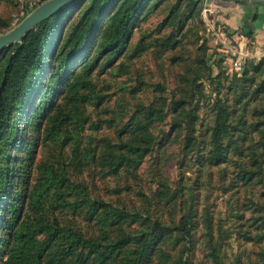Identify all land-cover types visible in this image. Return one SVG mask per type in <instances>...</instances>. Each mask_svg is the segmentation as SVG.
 Instances as JSON below:
<instances>
[{
  "label": "rangeland",
  "instance_id": "rangeland-1",
  "mask_svg": "<svg viewBox=\"0 0 264 264\" xmlns=\"http://www.w3.org/2000/svg\"><path fill=\"white\" fill-rule=\"evenodd\" d=\"M45 1L0 0V35L16 27ZM231 2L168 0L156 9L147 6L140 13L130 44L120 57L112 63L103 59L89 75L84 64L73 69L70 78H76V85L62 87L54 97V106L39 132H34L37 123L21 122L19 137L25 148L6 146L11 157L3 159L2 164L13 168L12 190L16 192L17 202H24L25 206L22 219L33 221L46 216L86 237L101 239L108 233L114 238V227L90 220L86 205L76 210L72 202L91 198L138 212L144 218H160L168 224L179 223L193 203L196 245L189 264H214L205 225L207 214L213 218L214 243L221 244L220 254L226 264H262L258 254L264 250V241H256L259 231L253 225L256 214L252 202H264V184L245 183L239 177L240 158L233 150L228 161L219 166L205 161L212 147L215 98L220 96L233 106L236 97L228 90L233 75H241L249 62L264 58L263 45L257 51L250 41L242 45L235 39L238 14L241 13V19L252 15L235 10ZM82 14L83 11L75 13L69 20L65 41ZM169 37L176 43L165 48L161 44ZM140 42L145 49L136 53ZM236 42L250 55L240 59L241 63L228 48ZM263 77L258 76V82ZM217 88L220 94L214 92ZM183 102L179 110L185 112L181 111L178 118L175 108ZM142 106L164 110V120L155 121L152 128L156 143L140 167L114 172L103 161L104 148L129 137L120 131L128 128L134 115L143 114L138 113ZM262 106L263 97L251 103L247 110L249 122L261 119L254 118L252 111ZM188 111L198 116L192 133L186 127ZM57 116L63 121L61 128L53 124ZM179 122L181 127L174 128ZM192 134L195 140L190 143ZM29 138L36 140L35 144ZM259 139L254 134L248 144ZM89 151L96 153L95 160L88 156ZM242 160L250 163L252 155L246 152ZM49 169L55 185L43 197H37L35 190ZM162 183L168 186L170 197H177L173 200L163 197ZM24 190L30 195L22 198ZM125 227L127 232H140L148 228V222ZM2 232L6 236L1 239ZM8 232L0 228V264H8V256H2L3 239ZM172 236L163 245L167 257L143 264H171L180 255L182 246L176 241L177 234ZM47 237L41 235L39 239L44 241ZM57 248L59 252H49L47 264H77L78 258L69 257L64 241ZM57 253L64 257L62 263L51 262Z\"/></svg>",
  "mask_w": 264,
  "mask_h": 264
},
{
  "label": "trees",
  "instance_id": "trees-1",
  "mask_svg": "<svg viewBox=\"0 0 264 264\" xmlns=\"http://www.w3.org/2000/svg\"><path fill=\"white\" fill-rule=\"evenodd\" d=\"M168 0H84L64 8L51 18L33 28L21 43H16L0 51V228L8 230L7 238L3 239L2 256H8V264H47L46 258L50 251L59 252V242L66 244L67 253L71 258H78L77 264H143L151 263L157 257H167L164 243L172 235L177 234L176 241L181 246L180 255L171 264H189L190 256L196 245L195 230L197 227L194 204L188 206L177 224L164 223L160 218H144L140 213H133L110 203L86 198L72 202L78 210L87 207V217L115 228L114 238L108 233L104 238L86 237L80 231L61 224L57 219L49 220L46 216L33 218V221L22 219L23 203L17 202L16 192L12 190L13 168L2 164L3 159L11 157L6 146H23L20 142V124L29 121V125L38 124L34 132H39L49 110L54 106V97L59 95L62 87L72 88L76 78L71 73L78 65L84 64L86 73L91 74L103 59L112 63L120 57L130 44L135 23L147 6L159 8ZM196 2L198 0H186ZM239 2H243L237 0ZM83 11L78 23L71 30L65 41V32L70 19L75 13ZM257 18L254 13L252 20ZM249 25V24H248ZM250 26V25H249ZM249 37L253 31L246 32ZM176 41L171 37L162 42L169 48ZM141 42L136 53L144 51ZM264 75V58L259 62L251 61L241 75L234 74L228 86L229 93L235 94V104L227 103L222 97L216 99L215 125L211 128V149L205 161L210 165L219 166L228 161L232 150L240 158L241 172L239 177L245 183L264 184V107H256L252 111L254 118L248 121L247 110L251 103L259 97L264 98V77L258 82V76ZM199 79L198 77L195 79ZM45 87L42 89V84ZM219 88L214 92L220 94ZM185 102L176 106V117L180 118L179 110ZM140 117H134L127 124L128 128L120 131L129 137L120 144L105 146L103 161L114 172L125 167L138 168L153 150L156 136L152 128L155 121L164 120V110L159 107H140ZM187 128L192 133L198 116L188 111ZM49 118H47L48 120ZM52 121V118H50ZM182 122V121H181ZM181 122L174 124L179 129ZM55 127L61 128L63 121L54 118ZM254 134L260 139L248 144ZM31 139V138H29ZM31 142L36 140L31 139ZM195 140L194 134L188 142ZM27 142L24 143L26 145ZM190 145V144H188ZM24 147V146H23ZM25 148V147H24ZM33 149H31V152ZM252 155L250 163L242 160L245 153ZM89 157L96 159V153L90 152ZM40 187L35 190L37 197H43L54 187L52 170ZM163 197H170L168 186L162 183ZM73 190V189H72ZM34 194V192H33ZM31 195V201L34 195ZM26 193L22 194V198ZM177 196L170 197L173 200ZM256 214L254 224L259 231L257 243L264 241V202H252ZM20 220V221H19ZM14 222V223H13ZM148 222V228L140 232L130 233L125 225ZM205 225L211 243L210 256L214 264H226L220 254V243H214V223L210 214L206 215ZM249 233V232H247ZM247 233H244L246 235ZM49 236L44 241L39 237ZM250 235V233H249ZM6 234L2 232L1 239ZM247 236V235H246ZM250 237V241L253 237ZM174 238V237H173ZM51 249V250H50ZM57 249V250H54ZM51 262L62 263L64 257L59 255ZM264 264V250L259 254Z\"/></svg>",
  "mask_w": 264,
  "mask_h": 264
},
{
  "label": "water",
  "instance_id": "water-1",
  "mask_svg": "<svg viewBox=\"0 0 264 264\" xmlns=\"http://www.w3.org/2000/svg\"><path fill=\"white\" fill-rule=\"evenodd\" d=\"M84 0H47L30 12L16 27L0 35V51L21 43L29 32L38 24L51 18L64 8H68L77 2ZM263 3L264 0H240Z\"/></svg>",
  "mask_w": 264,
  "mask_h": 264
},
{
  "label": "crops",
  "instance_id": "crops-1",
  "mask_svg": "<svg viewBox=\"0 0 264 264\" xmlns=\"http://www.w3.org/2000/svg\"><path fill=\"white\" fill-rule=\"evenodd\" d=\"M231 3H233L234 9L239 12H250L252 16L254 13L257 14L255 20H252V16L241 19V13L238 14L235 39L242 45L248 44L250 41L254 45L253 49L260 50L262 48L260 45L264 46V4L249 1L239 2L237 0H233ZM249 30L253 31L252 37L246 35V32Z\"/></svg>",
  "mask_w": 264,
  "mask_h": 264
},
{
  "label": "built area",
  "instance_id": "built-area-1",
  "mask_svg": "<svg viewBox=\"0 0 264 264\" xmlns=\"http://www.w3.org/2000/svg\"><path fill=\"white\" fill-rule=\"evenodd\" d=\"M228 48L232 51L234 56L239 57V63H241L240 59L250 56V55H248L249 54L248 51L244 52V50H243V48L239 42L234 43L233 45L229 46ZM263 55H264V52H263Z\"/></svg>",
  "mask_w": 264,
  "mask_h": 264
}]
</instances>
